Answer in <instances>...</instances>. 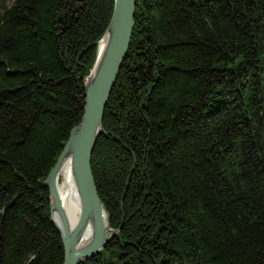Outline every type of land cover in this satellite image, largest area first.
Returning <instances> with one entry per match:
<instances>
[{
    "label": "trees",
    "instance_id": "16d2710c",
    "mask_svg": "<svg viewBox=\"0 0 264 264\" xmlns=\"http://www.w3.org/2000/svg\"><path fill=\"white\" fill-rule=\"evenodd\" d=\"M136 3L92 157L120 231L82 264H264V0ZM113 10L0 0V264L64 263L43 183Z\"/></svg>",
    "mask_w": 264,
    "mask_h": 264
},
{
    "label": "water",
    "instance_id": "95a60500",
    "mask_svg": "<svg viewBox=\"0 0 264 264\" xmlns=\"http://www.w3.org/2000/svg\"><path fill=\"white\" fill-rule=\"evenodd\" d=\"M136 5V0H114L111 21L99 43L95 64L84 81L86 101L82 120L71 130L64 149L43 183L50 192L51 222L64 247L63 264L90 261L120 231L112 228L110 214L99 196L92 157L97 140L105 133V110L127 58L135 26ZM105 41L104 51L100 50ZM66 161H71L81 201L79 222L73 229L57 187L60 170ZM89 223L93 227L91 235L86 233Z\"/></svg>",
    "mask_w": 264,
    "mask_h": 264
},
{
    "label": "bare ground",
    "instance_id": "6f19581e",
    "mask_svg": "<svg viewBox=\"0 0 264 264\" xmlns=\"http://www.w3.org/2000/svg\"><path fill=\"white\" fill-rule=\"evenodd\" d=\"M105 42L100 45V50L105 49ZM57 187L62 199L63 206L72 224V229L78 224L81 214V201L76 188L71 161H66L59 173ZM86 233L93 232L92 224L87 225Z\"/></svg>",
    "mask_w": 264,
    "mask_h": 264
}]
</instances>
